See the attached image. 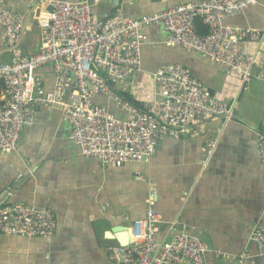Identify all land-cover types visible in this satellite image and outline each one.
Returning <instances> with one entry per match:
<instances>
[{
    "label": "crops",
    "instance_id": "0c3cea01",
    "mask_svg": "<svg viewBox=\"0 0 264 264\" xmlns=\"http://www.w3.org/2000/svg\"><path fill=\"white\" fill-rule=\"evenodd\" d=\"M66 2L82 0H63ZM99 19L120 10L139 17L185 2L201 0H87ZM23 19L16 48L39 51V0H3ZM230 25L259 30V41L245 40L242 50L255 54L251 76L226 75L202 54L163 43L161 24L144 28L141 67L126 93L145 106L157 98L151 74L181 62L212 94L234 103V115L209 119L180 137L163 138L154 153L121 166L81 154L70 139V127L57 108L37 105L17 150L0 152V204L24 203L50 208L55 231L48 238L0 233V264H125L110 259L108 248L124 244L128 229L148 208L159 212L158 239L169 232L197 235L206 244L207 264H264V253L252 239L264 224V164L256 131L264 124V0L233 17ZM0 26V61L10 59ZM46 90L53 85L49 66L35 71ZM96 101L105 104L103 94ZM108 110L119 111L108 105ZM116 226L124 227L122 231ZM172 230H168L169 227ZM128 240V239H127Z\"/></svg>",
    "mask_w": 264,
    "mask_h": 264
},
{
    "label": "built area",
    "instance_id": "2783aa9c",
    "mask_svg": "<svg viewBox=\"0 0 264 264\" xmlns=\"http://www.w3.org/2000/svg\"><path fill=\"white\" fill-rule=\"evenodd\" d=\"M39 1L40 49L26 54L15 46L23 19L0 0L4 47L11 54L9 60L0 61V152L4 153L17 150L22 129L33 122L35 107L43 105L61 112L81 154L116 166L148 159L165 137H180L212 118L229 121L234 103L212 94L181 62L151 74L158 97L143 109L124 99L121 92L132 87L133 75L141 67L144 28L161 24L165 45L202 54L226 75L239 74L244 81L251 76L255 54L244 52L242 43L262 38L256 28L230 25L225 18L263 0H201L139 17H126L116 10L99 19L87 0ZM197 17L208 26L207 33H197ZM43 66L53 73L50 90L35 74ZM99 94L104 95L105 104L96 101ZM108 105L119 113L110 112ZM256 138L264 164V124ZM161 223V214L148 208L129 227L128 242L108 248L110 259L125 264H207L206 244L200 237L175 230L158 239ZM55 225V215L48 207L0 204V233L48 238ZM252 239L264 253V224L254 227Z\"/></svg>",
    "mask_w": 264,
    "mask_h": 264
},
{
    "label": "trees",
    "instance_id": "16d2710c",
    "mask_svg": "<svg viewBox=\"0 0 264 264\" xmlns=\"http://www.w3.org/2000/svg\"><path fill=\"white\" fill-rule=\"evenodd\" d=\"M195 29L197 31L198 34H205L208 31V26L203 22V20L200 17H197L195 19ZM3 85V81L0 79V91ZM122 96L124 99H126L130 104H132L134 107H136L137 109H143L144 106L142 104H140L139 102H137L136 100H134L130 94L126 93V92H121Z\"/></svg>",
    "mask_w": 264,
    "mask_h": 264
},
{
    "label": "water",
    "instance_id": "95a60500",
    "mask_svg": "<svg viewBox=\"0 0 264 264\" xmlns=\"http://www.w3.org/2000/svg\"><path fill=\"white\" fill-rule=\"evenodd\" d=\"M123 228L124 227H122V226H116V228L113 229L112 232H114L115 230L122 231V230H124ZM127 239H129L128 236L127 237L125 236V237L121 238V241L120 242L127 243L128 242Z\"/></svg>",
    "mask_w": 264,
    "mask_h": 264
}]
</instances>
